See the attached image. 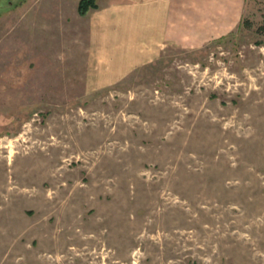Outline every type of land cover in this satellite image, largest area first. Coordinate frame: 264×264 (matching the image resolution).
Wrapping results in <instances>:
<instances>
[{
    "label": "rangeland",
    "instance_id": "374dc122",
    "mask_svg": "<svg viewBox=\"0 0 264 264\" xmlns=\"http://www.w3.org/2000/svg\"><path fill=\"white\" fill-rule=\"evenodd\" d=\"M81 1L0 0V264H264V0L107 85Z\"/></svg>",
    "mask_w": 264,
    "mask_h": 264
},
{
    "label": "crops",
    "instance_id": "0c3cea01",
    "mask_svg": "<svg viewBox=\"0 0 264 264\" xmlns=\"http://www.w3.org/2000/svg\"><path fill=\"white\" fill-rule=\"evenodd\" d=\"M244 0H110L90 13L89 57L100 82L158 59L166 44H197L232 30ZM217 5L224 7L218 15ZM187 11V12H185ZM185 17V18H184ZM182 34L187 35L185 39ZM110 84V83H106Z\"/></svg>",
    "mask_w": 264,
    "mask_h": 264
},
{
    "label": "trees",
    "instance_id": "16d2710c",
    "mask_svg": "<svg viewBox=\"0 0 264 264\" xmlns=\"http://www.w3.org/2000/svg\"><path fill=\"white\" fill-rule=\"evenodd\" d=\"M96 7V0H82L79 5V12L83 15L86 14L90 8L95 9Z\"/></svg>",
    "mask_w": 264,
    "mask_h": 264
}]
</instances>
